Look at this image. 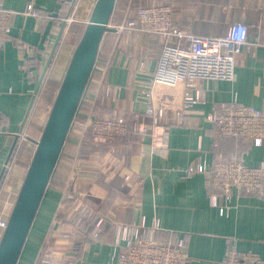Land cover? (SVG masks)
<instances>
[{
  "label": "crops",
  "instance_id": "crops-1",
  "mask_svg": "<svg viewBox=\"0 0 264 264\" xmlns=\"http://www.w3.org/2000/svg\"><path fill=\"white\" fill-rule=\"evenodd\" d=\"M3 1L17 11L0 48V183L1 194L11 196L14 204L96 0H71L68 7L62 0ZM29 2L46 17L23 14ZM151 3L171 4L174 25L197 35H224L233 22L249 27L234 79L198 80L205 99L194 104L186 124L173 120L169 147L160 152H152L149 135L137 131L139 121L131 115L146 109L142 91L157 68L163 39L115 27ZM109 26L18 264H41L44 256L46 264L114 260L122 249L115 246L119 224L154 222L157 238L186 239L189 264H222L228 238H235L241 250L264 256V195L235 192L221 213L210 204L206 172L190 171L199 164L209 166L220 155L244 158L249 165L264 160V144L218 137L208 119L234 98L264 109V0H117ZM48 61L37 91V74ZM105 82L120 89L106 95ZM183 90L182 84L158 85L157 101L172 108ZM91 114H124L134 123L133 133L114 145L94 144L84 136V122ZM219 204H225L222 196ZM95 216L104 219L97 235L91 224Z\"/></svg>",
  "mask_w": 264,
  "mask_h": 264
},
{
  "label": "built area",
  "instance_id": "built-area-1",
  "mask_svg": "<svg viewBox=\"0 0 264 264\" xmlns=\"http://www.w3.org/2000/svg\"><path fill=\"white\" fill-rule=\"evenodd\" d=\"M62 1L66 7L72 5L71 0ZM16 12L0 0V48L4 47L10 34L11 18ZM22 13L38 19L46 17V13L33 2H29ZM67 19L69 22L75 20L73 16ZM115 27L118 31L133 29L155 33L163 39L157 68L142 91L146 109L142 115H131L139 121L137 131L142 136L149 135L152 152L168 148L173 120L177 124H186L194 104L205 99L204 90L197 86L198 80L234 79L236 57L247 43L249 31L247 24L233 22L224 35H197L174 25L173 6L166 3L139 6L134 16H126ZM179 84L183 85L184 90L177 105L170 108L157 101L156 86L174 87ZM103 86L106 95L120 89L118 85L113 86L108 82L103 83ZM208 119L215 124L218 137H246L256 145L264 144V109L241 103L234 98L218 112L210 113ZM133 128V121L124 114H91L84 122V136L95 144L114 145L131 136ZM195 170L206 172L210 204L219 206L221 213L228 210L235 192L264 195V160L258 165H249L244 158L220 155L209 166L203 163L195 169L190 168V171ZM3 185L0 183V189ZM219 196L225 201L222 206L219 204ZM10 214L11 212L5 217L0 216V237ZM103 221L100 216H95L91 221L92 231L96 235L100 232ZM158 228L156 222L151 225L140 223L137 226L119 224L115 246L122 249L114 260L101 264H189L186 239L180 237L175 242L161 240L156 236ZM222 264H264V256L251 250H241L235 238H228Z\"/></svg>",
  "mask_w": 264,
  "mask_h": 264
},
{
  "label": "water",
  "instance_id": "water-1",
  "mask_svg": "<svg viewBox=\"0 0 264 264\" xmlns=\"http://www.w3.org/2000/svg\"><path fill=\"white\" fill-rule=\"evenodd\" d=\"M116 2L117 0H96L95 2L90 21L72 54L41 136L36 142L32 161L0 239V264H18L92 75L102 39L111 29L109 21ZM63 28L62 25L57 41ZM48 65L49 61L43 71L37 74V91Z\"/></svg>",
  "mask_w": 264,
  "mask_h": 264
},
{
  "label": "rangeland",
  "instance_id": "rangeland-1",
  "mask_svg": "<svg viewBox=\"0 0 264 264\" xmlns=\"http://www.w3.org/2000/svg\"><path fill=\"white\" fill-rule=\"evenodd\" d=\"M72 24H73V21H72ZM84 28V24H83V27ZM167 105V104H166ZM4 186V185H3ZM3 186H1V189L3 188ZM1 189H0V193H1ZM2 196H0V215L4 214V213H9L11 212V208L13 206V203H12V199H11V196H5V193L2 192L1 194ZM9 207V209H8ZM3 212V213H2ZM48 236V235H47ZM49 243L48 244V247L50 245V242L47 240L46 243ZM41 262V259L39 260Z\"/></svg>",
  "mask_w": 264,
  "mask_h": 264
},
{
  "label": "trees",
  "instance_id": "trees-1",
  "mask_svg": "<svg viewBox=\"0 0 264 264\" xmlns=\"http://www.w3.org/2000/svg\"><path fill=\"white\" fill-rule=\"evenodd\" d=\"M97 116H103V115H97ZM231 138H236V139H244V138H245V139H248V138H246V137H231ZM94 144H95V143H94ZM104 144H105V143H104ZM67 201H69V197L67 198ZM47 259H48V258L44 256V258H43L41 264H46V263H47V262H46Z\"/></svg>",
  "mask_w": 264,
  "mask_h": 264
}]
</instances>
